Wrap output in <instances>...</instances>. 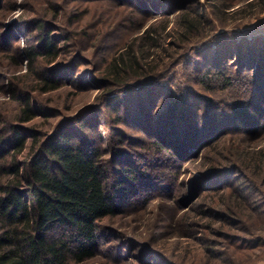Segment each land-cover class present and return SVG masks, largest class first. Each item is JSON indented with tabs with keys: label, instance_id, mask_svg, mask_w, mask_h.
<instances>
[{
	"label": "rangeland",
	"instance_id": "rangeland-1",
	"mask_svg": "<svg viewBox=\"0 0 264 264\" xmlns=\"http://www.w3.org/2000/svg\"><path fill=\"white\" fill-rule=\"evenodd\" d=\"M152 29L143 77L116 87L111 63ZM43 38L52 57L0 66L1 127L21 105L3 87L21 81L37 126L79 122L138 176L89 264H264V0H0V58Z\"/></svg>",
	"mask_w": 264,
	"mask_h": 264
},
{
	"label": "trees",
	"instance_id": "trees-1",
	"mask_svg": "<svg viewBox=\"0 0 264 264\" xmlns=\"http://www.w3.org/2000/svg\"><path fill=\"white\" fill-rule=\"evenodd\" d=\"M182 23L188 32L197 29L192 21ZM157 34L148 30L128 54L113 60L109 69L116 87L127 89L143 77L146 57L137 47ZM41 47L42 53L29 49L20 56L6 42L0 66L7 60L18 64L24 55L33 65L57 50L49 38L42 39ZM34 82L44 86L42 93L59 89L43 73ZM21 84L9 81L3 87L21 105L14 122L0 123V264H89L104 253L111 230L107 224L125 214L121 196L129 192L126 181L133 185L138 176L119 166L116 144L110 147L92 134L79 133V122L52 129L37 126L45 115L32 97L38 88ZM151 146L166 150L162 142Z\"/></svg>",
	"mask_w": 264,
	"mask_h": 264
}]
</instances>
